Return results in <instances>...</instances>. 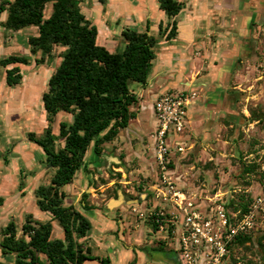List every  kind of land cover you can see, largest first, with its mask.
<instances>
[{
  "label": "rangeland",
  "instance_id": "374dc122",
  "mask_svg": "<svg viewBox=\"0 0 264 264\" xmlns=\"http://www.w3.org/2000/svg\"><path fill=\"white\" fill-rule=\"evenodd\" d=\"M180 1L184 5L176 20L184 26V34L190 28L194 30L196 37L193 44L187 47L189 60L185 66L184 64L180 67L167 64L168 67L174 66L178 72L184 69V73L190 76L194 68L200 67L203 58L197 56L202 54L203 49H196V47L210 40L221 47L215 51L216 54H219L220 50H226L229 52L228 55L233 57L228 67L232 75H235V80L230 84L240 92L237 96L238 105L235 116H230L228 120L224 118L219 129L213 134L205 136L195 133L192 138H187V135L191 133L185 129L183 133L174 136L176 139L181 138L186 141L184 153L173 149L175 154L172 156V161L176 168L175 176H181L185 184L182 183L179 186L189 194L198 191L204 192V196H212L221 191L225 193L228 203L230 199L237 198L242 193L255 197L264 190V170L262 168L264 164V0ZM104 2L105 0H82L81 2L82 10L91 21L98 25L102 35L108 33L109 29L112 32L114 28L119 31L129 28L145 32L148 20H150V32L159 41L154 48L156 57L153 62L157 65L158 61L165 58L170 44L160 41L162 39L159 25L162 21L167 23L168 18L157 5L158 0H109L107 4ZM106 5L109 7L107 8L109 15L120 17L121 21L118 24L116 22L118 20L114 23H106L108 16L103 19L97 16L99 11L107 7ZM51 10L52 6L48 4L45 9L46 17L51 14ZM4 19L5 15L0 12V59L17 54L28 57L30 61L28 64H21L24 78L22 83L16 86H9L6 83V69L0 65V202L2 203L0 205V231L10 221H14L20 231L28 214H33L36 219L42 221H47L48 216L51 215L39 208L32 188L49 184L55 172V168L47 163L43 148L31 140L28 134L35 132L37 137H41L49 124L53 132L59 134L60 122L70 121L72 115L60 112L50 123L47 120V112L42 99L43 93L49 88L50 77L61 63L60 51L64 50L65 46L55 47L53 61L46 57L44 63L37 62L36 59H40L42 54L32 53L28 42V37L36 34L37 28L31 26L20 30L9 29L2 24ZM182 39L185 38L182 36ZM115 40L120 41L119 48L110 49L122 51L126 41L121 33ZM101 41L103 42V37ZM177 42L178 45L183 44L182 40H177ZM210 79V76L203 74L193 81L191 88H196L202 95ZM181 82L182 79L178 76L170 80L166 89L180 90L183 86ZM138 84L132 82L130 88ZM155 121L156 118L150 110L141 111L139 122L146 135H150L155 130ZM93 154V150L90 149L86 157L87 161L93 160L91 159ZM145 156L148 157L150 163L147 164V169L144 168V171L149 170L150 172L147 176L142 171H135L143 167V164H139V158L125 161V175L123 172L114 170H108L106 175L97 167L90 169L94 184L85 187L92 189L87 192L94 197H89V202L100 207L110 198L119 196V191H122L125 198L133 196L135 200L139 199L137 203H141L138 204V210L148 214L151 207L143 204L141 194L144 189L139 191L138 186L141 185L144 188L143 184L150 186L156 183L159 169L153 149L150 155L145 153ZM124 157L125 155L120 158ZM254 162L260 164V167L253 173L243 174V164ZM96 175L98 178L94 179ZM82 176L83 170L81 169L74 181L65 186L64 190L67 192L65 203L76 202L78 197L80 202L82 194L78 195L76 191L80 186ZM87 180L88 178L85 179L86 182ZM113 181L115 183L110 187L102 188V185L111 184ZM179 182L181 183L180 180ZM24 189L26 192L22 194ZM123 201L114 205L111 208L112 212L104 216L108 220L104 228H101L93 214L89 215L92 228L87 237L82 240L86 246H91L92 253L99 256H109L108 253H110L113 264H129L128 255L118 257L112 250L121 249L130 252L131 250L125 246V243L130 246L137 245V241H140L143 243L140 247L147 249L146 255L148 254L151 260L165 257L170 259L167 262H171V259L177 260L175 244L170 242L169 238L166 241L162 238L166 232L157 233L159 228L157 230L151 228L153 227L152 218L139 217L138 213L133 211L135 206H128ZM153 204L152 202L151 205ZM79 209L81 210L80 206ZM120 210H122L121 214ZM3 212L6 214L4 215ZM119 216L124 218L125 229L123 233L120 230V238L117 236V230L121 227L118 221ZM263 234L264 212L259 219L254 240L246 247L235 250L236 261L229 259L227 262L229 264H264V240L262 244L258 241ZM132 235L139 237L134 243L130 240ZM53 237H64L63 228L57 220H55ZM148 245L157 248L162 245L166 249L148 250L153 248ZM13 258L10 256L9 261L4 259L0 248V261L12 264L10 260L13 261ZM139 259L141 261V256ZM153 260L151 261L153 264H158ZM85 264L102 263L99 260H88Z\"/></svg>",
  "mask_w": 264,
  "mask_h": 264
},
{
  "label": "trees",
  "instance_id": "16d2710c",
  "mask_svg": "<svg viewBox=\"0 0 264 264\" xmlns=\"http://www.w3.org/2000/svg\"><path fill=\"white\" fill-rule=\"evenodd\" d=\"M158 2L159 8L171 20L165 28L160 23L159 33L166 40H171L177 35L176 17L184 3L179 0ZM48 4H51L52 10L46 17ZM5 10L8 15L3 25L7 28H37L36 34L28 37L31 52L42 54L37 62L44 63L46 57L53 59L55 47L65 46L60 53L62 61L50 77L49 88L42 99L50 123L60 112L71 114L72 119L60 122L59 134L53 132L50 124L41 137H37L35 132L28 134L43 148L47 163L55 168L50 183L40 185L34 191L37 205L49 212L52 220H57L63 228L64 237H53L52 221L42 222L36 220L33 214H28L20 231L14 221L0 231L2 256L7 259L13 256L12 264H84L88 260L111 264L109 256L93 254L91 246H86L82 240L91 230L92 222L79 208L65 204L67 194L63 187L72 183L82 168L88 169L86 157L90 149L101 156L105 145L112 143L136 118L133 107L138 103V96L130 84L148 81L156 57L154 48L159 41L148 33V20V32L125 29L122 31L126 41L123 50H110L98 43L99 28L86 16L80 0H0V12ZM29 62L28 57L17 54L0 59V65L6 69L9 86L22 83L21 64ZM169 167L174 168L172 160ZM259 167L256 162L244 163L242 173H253ZM138 189L142 191L144 188L139 185ZM89 197L88 192H83L81 205L88 211L97 209L90 204ZM252 201L250 194L242 193L230 199L227 207L245 213ZM151 220L153 229L157 230L159 224ZM256 231L235 236L228 245L227 260L236 261L235 250L251 243ZM263 240L264 234L258 241L262 244ZM158 248L164 247L161 245ZM136 261L135 258L129 264ZM0 264L5 263L0 261Z\"/></svg>",
  "mask_w": 264,
  "mask_h": 264
},
{
  "label": "crops",
  "instance_id": "0c3cea01",
  "mask_svg": "<svg viewBox=\"0 0 264 264\" xmlns=\"http://www.w3.org/2000/svg\"><path fill=\"white\" fill-rule=\"evenodd\" d=\"M82 2V0H80ZM101 1V0H99ZM180 1V0H179ZM202 1V0H201ZM109 0H105V4H107ZM157 5L159 6V2H157ZM102 11H99L97 13L101 19L105 18L106 16V23L112 22L114 23L116 20L117 24L121 21L120 17H112L109 15V10H107L108 5H106ZM82 7V6H81ZM207 8V7H206ZM205 8V10H206ZM208 9V8H207ZM163 11V10H162ZM3 14L5 15V19L2 21L5 22L8 12L7 10L2 11ZM202 13V11H199ZM109 13V14H108ZM163 13L166 15V13L163 11ZM204 14V11H203ZM87 16V15H86ZM110 16V17H109ZM88 17V16H87ZM168 18V16L166 15ZM111 18H113L111 20ZM193 18V17H191ZM91 20V19H90ZM105 20V19H104ZM150 21V20H149ZM170 18H168L167 23H164L162 21L161 23L163 24L164 28L168 25L170 22ZM178 21V20H177ZM93 22V21H92ZM94 23V22H93ZM95 24V23H94ZM97 25V24H96ZM98 26V25H97ZM183 25L180 24L178 21V32L175 38L171 40H166L164 35H161V42H164L165 44H170V47L167 48L166 51V56L164 59H161L158 61L157 65L155 62H153V67L151 74L149 76V79L146 83H139L138 86H135L132 88V91L138 96V103L133 107V109L136 111V118L133 119L130 123V125L123 129L119 136L112 142V143H107L105 145L104 153L101 156H97L93 154L94 156L91 157L93 159L92 161H87L89 163L88 169L83 170V176L80 178V186L77 187L76 194L81 195L83 192H87L89 189L85 186H89L91 184H94L93 181V174L90 172V169L93 167H97L99 171H102V173H105L106 175L108 174V170L112 171H117V172H123V175H125V161L127 162L128 160L139 158V164H143L142 169L138 170L136 169L135 171H142L145 176L149 174V170L144 171V168L147 169V164L149 163L148 157L145 156V153L148 155L151 154V151L153 149V153H155V148H154V137L153 133L155 132L157 128V117L155 114L154 110V105L155 101L158 98L160 94L163 92L168 91L166 88L168 84L170 83V80L176 79V77L179 76V78L182 79V87L180 90H195L197 92V97L194 100V102L190 105L189 107V112H188V124H187V131H189L191 134L187 135V138H192V136L196 134H204L205 136L213 134L217 129H219L220 123L223 122V119L226 118L227 120L229 119L230 116H235V111L237 109L238 101H237V96L239 95V90H237L235 87H231L230 82L235 80V75L231 73L230 68L228 67L229 63L232 61L233 57L228 55V51L226 50H220L219 54H216V50L220 49L221 47L218 46V44H214L210 40H207L206 42L201 43L202 45L196 47V49H201L202 54L197 55L203 57L201 60V65L198 68H194V72L188 76L184 73V69L182 71L180 70L179 72L174 69V66L170 68L168 67L167 64H173L177 65V67H180L182 64H184L189 60V56L187 53V47L190 46V44H193V41L196 37L194 34V30L192 31L190 28L189 30L184 34L183 32ZM27 28V27H26ZM99 28V27H98ZM24 29V28H23ZM113 29V28H112ZM129 29V28H126ZM125 29H122L119 31V29L114 28L113 31L108 30V33H105L102 35L99 30L98 38L97 41L98 43H102V45H105L107 48H119L118 46L120 45V41L115 40L117 37H119V34L121 33L122 36V31ZM135 30V29H132ZM138 31V30H137ZM102 32V31H101ZM159 32H160V26H159ZM152 34L150 31L148 32ZM183 38L185 39H182ZM103 37V42L101 41V38ZM177 40H182L183 44H179ZM122 43V42H121ZM125 47V45H123ZM123 47V48H124ZM112 50V49H110ZM63 51V50H62ZM60 51V52H62ZM114 51V50H112ZM201 52V51H200ZM196 53V51H195ZM196 55V54H195ZM54 59V57H53ZM51 59V61H53ZM62 61V58H61ZM156 65V66H155ZM170 68V69H167ZM207 74V76H210V81L207 85L204 87V91L202 95H200V91L195 88H191L193 81H195L197 78H199L201 75ZM169 79V80H168ZM138 83V82H135ZM146 111L150 110L151 113L155 116L156 121H155V130L153 133H150V135H146L144 133L143 127L141 126V123L139 122L140 116H141V111ZM225 119V120H226ZM151 141V142H150ZM201 145V144H200ZM125 153V154H124ZM125 157L122 159L120 158L121 156ZM173 159V158H172ZM96 160V162H95ZM143 160V161H142ZM92 162V163H91ZM94 162V163H93ZM150 164V163H149ZM176 168H174L175 171ZM133 173V171H132ZM186 173H184L185 175ZM88 178L87 182L85 179ZM98 175L94 177V179H97ZM179 184L183 185L185 182L182 181L181 176H177ZM126 181V180H125ZM125 181H119V182H125ZM128 182V181H127ZM115 181L111 182V184H104L102 185V188H108L111 185H113ZM144 185V192L141 194V198L144 200L143 204L145 206H151L152 207V202L155 203L154 195H152L154 191V185L147 186ZM90 187V186H89ZM65 186L63 187L64 190ZM93 189L97 190V188L92 187ZM36 187L32 188V192H34ZM65 191V190H64ZM26 190L24 189L23 193L24 194ZM66 192V191H65ZM147 194H144V193ZM67 193V192H66ZM123 194L122 191H119V195ZM218 194H225L224 192H217ZM151 194L150 199H148V195ZM191 195H195L196 199L204 203L206 201L207 196L210 195H205L204 192H194L191 193ZM82 197V195H81ZM93 198L92 196H90ZM117 196L116 198H118ZM123 202L127 203L128 206L133 205L139 209L138 204L141 202H136L135 198H132L130 196L129 198H125L123 195ZM115 198L112 197L109 200H107L104 204H102L100 207L94 210H90L88 213H85L88 217L90 214H93L98 223L100 224L101 228H104L105 225H107L108 220L104 217L106 214L109 212H112L111 208L108 206V204L111 202V200ZM90 199V198H89ZM93 203V201H92ZM67 204V203H65ZM75 207L79 208L82 207V205L79 202V197L76 202L71 203ZM91 204V203H90ZM70 205V204H67ZM99 205V204H97ZM96 206V205H95ZM154 206V205H153ZM121 209V208H120ZM6 212V211H5ZM4 213V212H3ZM9 213V212H7ZM122 213V210H120V214ZM6 213H4L5 215ZM35 218V217H34ZM36 219V218H35ZM39 221H42L40 219H36ZM124 218L122 216H119L118 221L121 223V227L117 230V236L120 238V230L122 233L125 231L124 229ZM47 221H52L53 223V233L55 231V220H52V215L48 216ZM47 221H42V222H47ZM126 223V222H125ZM153 226V225H152ZM153 228V227H151ZM157 233H160L157 231ZM139 237H134L132 235L130 237L131 243H134V241H137L136 239ZM162 238L164 241H166L168 238H166V235L163 236ZM133 241V242H132ZM138 244H132L130 246L126 245L131 251H124V250H112L118 257H123L124 255H128L130 258L129 262L133 261L135 258L137 259L135 264H153L151 261V258H149L148 254L146 255L147 249H142L140 246H142L143 243L140 241H137ZM150 245V244H149ZM148 245V246H149ZM153 247V246H149ZM166 248L159 249L157 247H153L152 249L148 250H165ZM110 259H111V264H113V260L110 256V253H108ZM177 256V253L175 254ZM99 256V255H98ZM140 256H141V261H140ZM100 257H105V256H100ZM178 257V256H177ZM176 257V259H177ZM4 259H7L4 257ZM9 259V258H8ZM7 259V260H8ZM9 261V260H8ZM157 262L158 264H168V263H173V264H180L179 260H174L171 259L170 261L169 257H165L164 259H156L153 260ZM12 263V261L10 260ZM5 263V262H4ZM85 264V263H84Z\"/></svg>",
  "mask_w": 264,
  "mask_h": 264
},
{
  "label": "built area",
  "instance_id": "2783aa9c",
  "mask_svg": "<svg viewBox=\"0 0 264 264\" xmlns=\"http://www.w3.org/2000/svg\"><path fill=\"white\" fill-rule=\"evenodd\" d=\"M197 95L195 90H168L156 99L158 124L153 137L159 171L153 184L155 203L148 214L136 207L133 211L159 224V232L165 231L166 238L175 244L180 264H229L228 245L233 238L258 228L264 212V190L253 197L250 209L242 213L227 207L225 194L207 196L201 203L180 188L169 163L175 154L173 149L179 153L186 150V141L174 136L187 128L189 107Z\"/></svg>",
  "mask_w": 264,
  "mask_h": 264
},
{
  "label": "water",
  "instance_id": "95a60500",
  "mask_svg": "<svg viewBox=\"0 0 264 264\" xmlns=\"http://www.w3.org/2000/svg\"><path fill=\"white\" fill-rule=\"evenodd\" d=\"M93 150V149H92ZM94 153V152H93ZM95 154V153H94ZM86 161H87V159H86ZM144 194H147L146 192L144 193ZM124 197H123V194L121 193L120 195H119V197L118 198H113L112 200H111V202L108 204V206L110 207V208H112L114 205H116V204H119V202L123 199ZM139 199H137V200H135L136 202L138 201ZM81 211L82 212H84V213H88L89 211L88 210H86L83 206L81 207Z\"/></svg>",
  "mask_w": 264,
  "mask_h": 264
}]
</instances>
